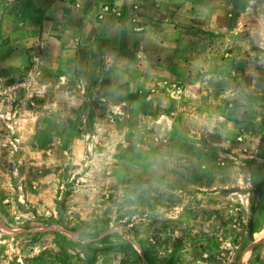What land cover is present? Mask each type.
Returning a JSON list of instances; mask_svg holds the SVG:
<instances>
[{
  "label": "rangeland",
  "instance_id": "374dc122",
  "mask_svg": "<svg viewBox=\"0 0 264 264\" xmlns=\"http://www.w3.org/2000/svg\"><path fill=\"white\" fill-rule=\"evenodd\" d=\"M34 1L0 0V264H87L88 247L96 264H264V0H192L225 67L217 106L187 92L181 121L158 116L173 99L167 75L162 95L128 91L123 75L105 92L80 76L86 116L59 107L45 86L59 71L44 67L72 61L49 58L53 27ZM81 28L123 72L127 56ZM12 53L27 54L23 68L1 61ZM137 93L150 100L130 105Z\"/></svg>",
  "mask_w": 264,
  "mask_h": 264
},
{
  "label": "crops",
  "instance_id": "0c3cea01",
  "mask_svg": "<svg viewBox=\"0 0 264 264\" xmlns=\"http://www.w3.org/2000/svg\"><path fill=\"white\" fill-rule=\"evenodd\" d=\"M101 1L107 3L105 7L109 10V16L98 21L95 19V11ZM34 2L38 8L43 9L45 6L47 20L53 27V30L49 29L41 37L58 49L49 58L56 59L57 63L69 61L68 59H71L69 62L72 61V64L44 67L48 74L53 69L59 71V82H53L49 78L45 81L46 88L61 99L57 103L59 107L68 111L77 110L85 117V97L82 96V91L76 93L75 89V85L78 89L82 87V83L78 82L80 76L88 78L85 84L89 88L105 92L120 88L113 82L114 74L124 76L122 87L128 91H156L161 95L165 90V84L161 81L167 75L170 80L168 90L173 93V99L170 100V109L166 112L160 111L158 116L164 115L177 121L185 120L188 116L185 111L190 108L189 99L185 95L192 90L199 92V95H207L210 91V103L217 106L215 97L216 92L221 89L218 82L222 78L225 62L221 51L206 46L207 35L198 33L197 27L201 28L202 25L195 21L193 10H197L200 4L193 7L192 0H54L47 1L46 4L44 0ZM78 2L81 3V8L76 10ZM59 10L67 17L60 19L57 16ZM181 10L185 12L181 13ZM54 15L58 18L55 19ZM97 26L104 35L107 47L114 49V52L118 51V55L127 56L120 63L125 65L123 72L117 70V66L112 68V63L101 64L103 56L97 52L98 46L93 39L85 44L81 27L95 31ZM135 28H140L141 31L134 32ZM193 30L196 32L193 33ZM27 59L26 53H12L1 61L18 69L26 65ZM85 60H89L86 61V66L83 65ZM139 95L137 93L129 104L134 107L141 106L150 100L144 96L147 94ZM106 97L108 99L105 100L110 101L111 98ZM196 103L198 106L201 104L200 101ZM175 115L176 118H173ZM191 115L196 116V113ZM46 131L43 130L42 133ZM67 137L63 131L58 136L61 152L64 151L63 144ZM74 139L73 146H83L84 141L80 138Z\"/></svg>",
  "mask_w": 264,
  "mask_h": 264
},
{
  "label": "trees",
  "instance_id": "16d2710c",
  "mask_svg": "<svg viewBox=\"0 0 264 264\" xmlns=\"http://www.w3.org/2000/svg\"><path fill=\"white\" fill-rule=\"evenodd\" d=\"M99 251L100 250L95 248V247H88L87 250L85 251L86 263L87 264H96Z\"/></svg>",
  "mask_w": 264,
  "mask_h": 264
},
{
  "label": "built area",
  "instance_id": "2783aa9c",
  "mask_svg": "<svg viewBox=\"0 0 264 264\" xmlns=\"http://www.w3.org/2000/svg\"><path fill=\"white\" fill-rule=\"evenodd\" d=\"M105 10H108V9L106 8ZM135 31H136V32H140L141 29H140V28H136Z\"/></svg>",
  "mask_w": 264,
  "mask_h": 264
}]
</instances>
